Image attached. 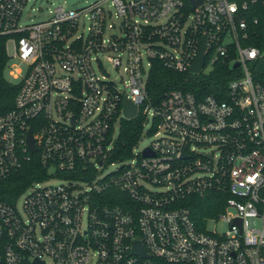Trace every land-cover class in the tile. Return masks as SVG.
I'll use <instances>...</instances> for the list:
<instances>
[{
  "label": "built area",
  "instance_id": "2783aa9c",
  "mask_svg": "<svg viewBox=\"0 0 264 264\" xmlns=\"http://www.w3.org/2000/svg\"><path fill=\"white\" fill-rule=\"evenodd\" d=\"M29 1L0 0L7 55L27 66L12 67L20 88L0 116V181L34 155L46 173L0 201V264H264V51L249 43L264 0H95L31 24ZM203 45L193 74L229 65L224 94L171 90L155 103L153 62L191 72ZM125 96L156 138L111 161ZM52 178L63 182L43 184ZM215 191L224 210L200 229L186 199ZM219 220L224 233L208 226Z\"/></svg>",
  "mask_w": 264,
  "mask_h": 264
},
{
  "label": "trees",
  "instance_id": "16d2710c",
  "mask_svg": "<svg viewBox=\"0 0 264 264\" xmlns=\"http://www.w3.org/2000/svg\"><path fill=\"white\" fill-rule=\"evenodd\" d=\"M255 16L259 21L254 24L252 40L249 43L257 45L264 51V7L255 11ZM8 62L6 39L0 37V116L14 108L20 88V84L10 81L5 75ZM257 69L259 73L264 74V62ZM229 71V65L218 62L215 69L209 74L179 72L168 68L161 60H155L148 81L149 94L155 103L161 102L165 94L171 90L193 92L199 98L210 93L222 95L227 87V78L225 77ZM145 123L146 120L142 114L134 119L122 120L120 134L110 155L111 161H121L131 157L133 148L143 136ZM45 173L46 169L34 155L32 161L23 169L0 181V201L15 202L33 181L43 178ZM225 199L223 193L215 191L204 197L189 196L185 204L190 208L198 227L205 229L207 219L217 216L224 210Z\"/></svg>",
  "mask_w": 264,
  "mask_h": 264
},
{
  "label": "rangeland",
  "instance_id": "374dc122",
  "mask_svg": "<svg viewBox=\"0 0 264 264\" xmlns=\"http://www.w3.org/2000/svg\"><path fill=\"white\" fill-rule=\"evenodd\" d=\"M94 1L95 0H30L26 6V9H25L24 21L26 23L31 24V23L43 20V19L47 18L50 15V12L59 5H63L65 8L78 9V8L85 7V6L93 3ZM85 21H86V26L84 27L83 22H81V25L79 27V31L77 33L78 35L82 31H85V33H87L89 21L87 18L85 19ZM112 22L118 23V20L115 19V16L113 18V21L110 20V23H112ZM11 52H13L12 47H11ZM9 62H10V65H9ZM9 62L7 65L5 75L10 81L18 83V82H20V80L13 79V77L11 76V72L13 71L12 67L16 66L18 69L25 72L27 70V66L25 65V63L21 62L19 59H13L12 61H10V59H9ZM103 62L105 64V66L107 67V69L109 70L110 76L113 79L121 80L122 76L125 80L127 79L126 74L125 73L121 74L120 72L114 70L111 63H109L107 61V59H103ZM149 129H151V124L147 123L144 127L143 136H142L140 142L138 143L137 151L143 150L145 147H147L156 138L154 133H152V132L148 133ZM120 130H121V123L118 122L115 125V132H114L115 138H117L119 136ZM117 166L118 165H110L109 167L105 168L104 172L109 173L111 171H114ZM62 182H63V180L60 178H52L51 180L44 182L43 184L44 185L60 184ZM24 198H25V194L18 201L19 207L22 205ZM231 211H233V210L231 209ZM208 226L211 230H217L220 233H224L229 229L228 224L224 221H221V220L209 221Z\"/></svg>",
  "mask_w": 264,
  "mask_h": 264
},
{
  "label": "water",
  "instance_id": "95a60500",
  "mask_svg": "<svg viewBox=\"0 0 264 264\" xmlns=\"http://www.w3.org/2000/svg\"><path fill=\"white\" fill-rule=\"evenodd\" d=\"M201 2L202 0H194L195 5ZM204 64H205V45H203L202 47L199 59L192 66L191 72L201 73L202 68L204 67ZM235 66L238 67V64H236ZM124 115L126 119H134L138 116V106L134 104L131 100H129L127 96H125V100H124ZM28 143H29V146L32 152L37 151V147L35 146V141H34L32 130L29 131ZM144 154L149 155L151 154V152L149 149H147ZM133 253L142 255L144 257L147 256V252L144 246L142 245L141 242H138V241L135 243Z\"/></svg>",
  "mask_w": 264,
  "mask_h": 264
}]
</instances>
